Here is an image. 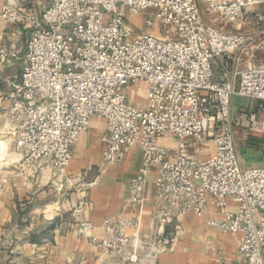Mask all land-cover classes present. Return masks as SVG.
I'll use <instances>...</instances> for the list:
<instances>
[{
  "label": "built area",
  "instance_id": "obj_1",
  "mask_svg": "<svg viewBox=\"0 0 264 264\" xmlns=\"http://www.w3.org/2000/svg\"><path fill=\"white\" fill-rule=\"evenodd\" d=\"M260 5L264 0L0 1V32L11 28L8 45L0 47V83L9 96L0 123L21 164L42 162L64 176L72 147L93 119L105 122L104 164H120L133 147L141 149L120 213L103 219L99 237L91 235L90 222L78 224V235L112 264L140 260L138 234L152 174V217L159 228L175 216L202 217L212 208L217 217L209 226L242 234L240 264H264V166L240 164L233 126L246 125L253 137L264 139V64L229 77L235 50L251 38L202 20V14L248 20V8ZM130 16L142 17L161 34L136 33ZM19 27L29 33L23 58ZM20 61L19 79L2 75ZM138 84L147 87L143 105L132 103L126 92ZM235 96L255 104L240 110L246 115L238 120L231 112ZM163 137L175 140L174 150L159 144ZM158 242L165 248L170 239Z\"/></svg>",
  "mask_w": 264,
  "mask_h": 264
},
{
  "label": "crops",
  "instance_id": "obj_2",
  "mask_svg": "<svg viewBox=\"0 0 264 264\" xmlns=\"http://www.w3.org/2000/svg\"><path fill=\"white\" fill-rule=\"evenodd\" d=\"M1 1V0H0ZM255 8H264V5ZM136 24V33H157L147 28L143 18L130 16ZM11 28L0 32V47L8 45ZM18 50L23 58L29 33L19 27ZM24 62L3 71V76L21 77ZM146 84L126 90L127 95H146ZM248 100L233 97L231 112L235 114ZM9 106V96L0 83V116ZM105 122L93 119L90 128L81 133L72 147L73 160L64 176H55L53 170L39 166L22 165L13 150L11 138L0 123V264H112L110 256L88 244L78 235V224L90 222L91 235H101L104 218L120 213L128 198L130 181L137 176L142 152L133 147L124 161L116 165L102 162ZM159 144L171 150L175 140L163 137ZM248 145H256L251 142ZM248 148V147H247ZM243 167H263V159ZM155 174L149 177L147 204L138 234L139 257L136 264H240L238 252L241 233H225L207 224L217 214L209 208L202 217L188 213L175 216L166 228H159L152 217L154 210ZM232 212L237 211L233 203ZM131 212H129L130 214ZM130 235L134 234L129 230ZM168 237L170 244L163 248L158 242ZM155 257L152 259L151 256Z\"/></svg>",
  "mask_w": 264,
  "mask_h": 264
},
{
  "label": "rangeland",
  "instance_id": "obj_3",
  "mask_svg": "<svg viewBox=\"0 0 264 264\" xmlns=\"http://www.w3.org/2000/svg\"><path fill=\"white\" fill-rule=\"evenodd\" d=\"M251 11H254L255 13L259 14L262 19L258 21L257 18L253 17ZM247 15H249L250 17L248 20L227 21L225 19H222L218 15L202 14V20L205 23H212L213 25H215V27L223 31L239 33L251 38L250 41H248L244 46L235 50L234 60L230 61L229 68L227 70L229 73V77L231 78L233 77V73L235 72V70L248 66L264 64V8H248ZM130 24L134 28L136 27L134 21L130 22ZM156 30H158V32L154 34L160 35L162 32L161 29L156 28ZM221 60L222 58H218L216 60L215 67L217 72L216 76L219 79L220 77H222L221 75L223 73L221 70ZM128 98L132 103L136 105L144 104V97H142L141 94H139L138 96L129 94ZM248 101L251 102V104H249L248 106L246 105L244 108H242V110H251L254 107L255 104L253 103V101ZM241 114L244 116L246 115L245 113L237 111L235 114H232V118L234 120H238L237 118H239ZM233 126L235 132L236 149L239 160L240 158H242L241 161H244L245 164H249L250 161L257 162L260 159H263L262 161H264V139L260 140L256 137H253L248 132L246 125L240 126L236 122ZM251 142L260 145L258 146L256 144L246 146V144H251Z\"/></svg>",
  "mask_w": 264,
  "mask_h": 264
},
{
  "label": "trees",
  "instance_id": "obj_4",
  "mask_svg": "<svg viewBox=\"0 0 264 264\" xmlns=\"http://www.w3.org/2000/svg\"><path fill=\"white\" fill-rule=\"evenodd\" d=\"M259 148V147H258Z\"/></svg>",
  "mask_w": 264,
  "mask_h": 264
}]
</instances>
